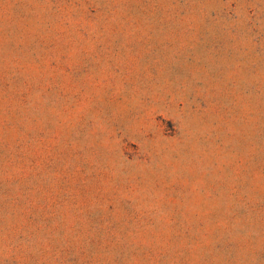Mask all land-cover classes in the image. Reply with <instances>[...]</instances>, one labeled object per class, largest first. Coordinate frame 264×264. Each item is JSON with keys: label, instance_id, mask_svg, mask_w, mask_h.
<instances>
[{"label": "rangeland", "instance_id": "1", "mask_svg": "<svg viewBox=\"0 0 264 264\" xmlns=\"http://www.w3.org/2000/svg\"><path fill=\"white\" fill-rule=\"evenodd\" d=\"M0 264H264V0H0Z\"/></svg>", "mask_w": 264, "mask_h": 264}]
</instances>
